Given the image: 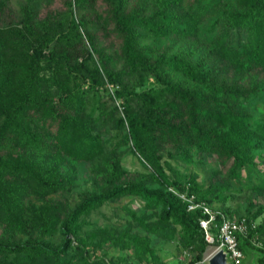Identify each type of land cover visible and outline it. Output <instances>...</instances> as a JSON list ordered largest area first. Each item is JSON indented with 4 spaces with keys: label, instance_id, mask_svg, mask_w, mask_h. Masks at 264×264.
Masks as SVG:
<instances>
[{
    "label": "trees",
    "instance_id": "obj_1",
    "mask_svg": "<svg viewBox=\"0 0 264 264\" xmlns=\"http://www.w3.org/2000/svg\"><path fill=\"white\" fill-rule=\"evenodd\" d=\"M102 1L101 14L63 0L40 15L41 0H0V264H162L159 240L199 261L217 241L181 193L244 217L238 245L264 264V0ZM125 150L141 171L123 166ZM82 162L91 188L72 199ZM124 197L141 202L116 208L125 224L86 225Z\"/></svg>",
    "mask_w": 264,
    "mask_h": 264
},
{
    "label": "rangeland",
    "instance_id": "obj_2",
    "mask_svg": "<svg viewBox=\"0 0 264 264\" xmlns=\"http://www.w3.org/2000/svg\"><path fill=\"white\" fill-rule=\"evenodd\" d=\"M24 0H10V5L13 9H17L18 5L20 3H22ZM150 7H151V0H150ZM46 8H49L51 10H61L64 8L63 5V0H41V5H40V9H39V14L43 15L45 13ZM105 8V4L103 3L102 0H95V7L91 10L94 14L98 13L101 14L102 10ZM92 14V13H91ZM102 16V15H101ZM95 28V27H92ZM96 29H98L99 33H103L105 31H107L108 26L106 28H104V23H100L99 25L96 26ZM166 41L165 38L160 39V41L158 42V44H164V42ZM102 42L104 44H107V49L106 51L109 52L110 54L113 55H117L119 53V41L118 39L113 36V35H108V37L103 38ZM142 45H146V46H152L153 43H155L154 41H152V38L150 37H146L141 41ZM177 45L172 47V51L177 50ZM121 64V61L119 58L116 59L115 61V66L119 67V65ZM146 86H151L153 84L152 78H148L146 79L145 82ZM105 86H106V90H101L100 89V93L104 96V98H107L108 94H113V89L114 86H112L111 84H109L108 82H105ZM86 87V85H85ZM114 103L115 104H119L120 103V99H114ZM111 133H113V131H110ZM208 160L210 161V163L217 167V162L214 156H210L208 157ZM123 166L125 168H127L128 170H142L141 165L138 163L137 159L135 158V156L133 154H131L128 150H125L123 153ZM90 164L86 163V162H82L79 163L78 165V175H77V179L75 180V186H74V190L72 192V199L75 198L80 191L86 190L91 188V184H92V174L88 173L87 169L88 166ZM195 175L197 176L198 180H203V177L201 176V174L197 171L194 172ZM168 190L171 191V188H168ZM194 197V195H192ZM238 198L229 203V206L231 205L232 209H235L237 207L243 209L246 206V193L243 192L242 194H237ZM255 204H260L262 202V198L257 196L254 199ZM128 204V206H130L132 209L135 210H139L141 208V202L139 201V199L136 198H132V197H124L116 202H111L110 204L107 205H103L99 208L94 209L92 212H90L88 215H86L84 217L86 225H88V227H91V224H103L106 221H117L119 222V224H125L126 220H127V216L125 214L122 213V211L120 210H116L117 207H120L123 204ZM244 206V207H243ZM214 209V208H213ZM240 210V209H239ZM244 210V209H243ZM243 212V211H242ZM238 215H240V212H238ZM236 218H244V217H236ZM234 218V219H236ZM261 216L259 218H257L254 222H253V226L254 224L256 225L258 222H260L261 220ZM58 238H56L54 241L57 243L58 242ZM257 242V241H256ZM256 246H262L261 241H258L257 243H255ZM155 247L158 249L159 251V255L161 256L163 263L162 264H187L190 262V260L193 258L194 252L191 248H181L179 251L173 249V245L170 243H166L163 242L161 240H159L156 244ZM213 250L212 246H208L205 253L204 254H208ZM257 250L255 249H247L246 255L243 259V264H253L252 261L254 260V257L257 255L256 253ZM103 253L102 249L97 250L96 254L97 255H101ZM131 264H144L142 263H137L135 260H131L130 261Z\"/></svg>",
    "mask_w": 264,
    "mask_h": 264
},
{
    "label": "built area",
    "instance_id": "obj_3",
    "mask_svg": "<svg viewBox=\"0 0 264 264\" xmlns=\"http://www.w3.org/2000/svg\"><path fill=\"white\" fill-rule=\"evenodd\" d=\"M173 191V190H172ZM179 197L187 202L188 210L199 209L204 217L199 219L200 226L204 230L205 239L212 242L214 238L217 243L214 244L213 250L199 261L189 262L187 264H206L209 258L218 250H223L227 262L230 264H243L244 253L238 245V236L244 235L247 231V225L243 218L232 219L226 217L225 214L219 210H214L203 200H196L192 195L188 196L186 193L178 194ZM216 215H221V222L215 223ZM215 225L216 235L211 231V226Z\"/></svg>",
    "mask_w": 264,
    "mask_h": 264
},
{
    "label": "water",
    "instance_id": "obj_4",
    "mask_svg": "<svg viewBox=\"0 0 264 264\" xmlns=\"http://www.w3.org/2000/svg\"><path fill=\"white\" fill-rule=\"evenodd\" d=\"M206 264H230V263L227 262L224 251L218 250L209 258Z\"/></svg>",
    "mask_w": 264,
    "mask_h": 264
},
{
    "label": "flooded vegetation",
    "instance_id": "obj_5",
    "mask_svg": "<svg viewBox=\"0 0 264 264\" xmlns=\"http://www.w3.org/2000/svg\"><path fill=\"white\" fill-rule=\"evenodd\" d=\"M245 257V256H244Z\"/></svg>",
    "mask_w": 264,
    "mask_h": 264
}]
</instances>
